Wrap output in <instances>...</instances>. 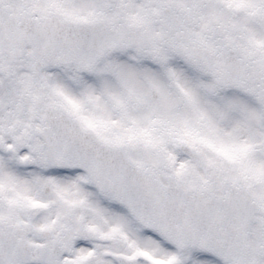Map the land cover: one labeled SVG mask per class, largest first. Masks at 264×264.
Returning <instances> with one entry per match:
<instances>
[{
    "label": "snow or ice",
    "instance_id": "6c2138e0",
    "mask_svg": "<svg viewBox=\"0 0 264 264\" xmlns=\"http://www.w3.org/2000/svg\"><path fill=\"white\" fill-rule=\"evenodd\" d=\"M0 264H264V0H0Z\"/></svg>",
    "mask_w": 264,
    "mask_h": 264
}]
</instances>
